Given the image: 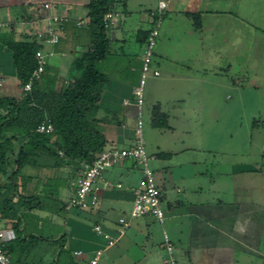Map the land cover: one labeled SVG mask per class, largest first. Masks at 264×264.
Instances as JSON below:
<instances>
[{
  "label": "crops",
  "instance_id": "1",
  "mask_svg": "<svg viewBox=\"0 0 264 264\" xmlns=\"http://www.w3.org/2000/svg\"><path fill=\"white\" fill-rule=\"evenodd\" d=\"M159 1L167 2L160 39L174 41L177 45H188V35L195 38L204 32L214 33L223 27L224 20H239L241 5L255 2L136 0L138 10L135 14L127 11L126 2L115 4L112 13L119 16L107 28L109 54L99 64V71L108 78L97 113L106 138L105 149L129 148L134 143L137 108L133 92L137 87H131L130 73L133 72L128 71L126 51L135 57L142 48L149 33L146 25L151 15V10L146 13L145 2H156L157 9ZM44 3L53 5L56 13L67 18L59 43L43 48L52 53L45 70L47 77L56 79L57 85L61 75L67 79L73 60L86 49L78 34L86 25L78 28L75 23L85 18L87 0H26L23 3L21 0H0V21L29 20ZM0 31L10 35L14 42L25 39L20 29ZM5 42L0 35V79L3 83L6 77H15L12 54ZM155 56L152 62L153 71L158 72L155 77L164 74L166 77H160L161 80L171 82L188 77V59L173 61L160 47ZM111 61H120L114 65L117 79L110 74L108 64ZM178 68L186 72H177ZM164 132L169 133V137L149 151L150 158L156 161L155 170L162 171L155 181L164 213L162 225L150 216H143L129 220V227L122 235L117 233V220L130 210L134 191L141 181L135 179L139 169L134 160H124L105 173L107 180L120 183L122 187L103 194L99 203L89 210L65 208L81 163L46 168L25 166L16 180V194L10 197L13 203L19 198L24 203L18 213L17 231L9 220L0 216V228L11 229L14 235L5 245L11 264H90L97 251L101 252L97 264H164L167 254L163 232L172 245L176 264H264V174L258 173L255 167L232 166L227 183L213 177L207 164L193 160L189 162L188 179V145L185 148L182 143L180 148L174 149V145L167 143L178 132L173 125L168 124ZM182 171L184 173H180ZM8 176L0 175V187L8 183ZM188 181L192 184L188 185ZM206 181L209 185L204 189ZM40 200L44 203L39 204ZM95 226L112 237L115 244L107 246L93 231Z\"/></svg>",
  "mask_w": 264,
  "mask_h": 264
},
{
  "label": "rangeland",
  "instance_id": "2",
  "mask_svg": "<svg viewBox=\"0 0 264 264\" xmlns=\"http://www.w3.org/2000/svg\"><path fill=\"white\" fill-rule=\"evenodd\" d=\"M21 1L23 3L26 0ZM43 1L46 0H35ZM124 1L120 3L126 2L127 11L135 14L138 10L136 0ZM156 2H145L146 13L151 10V15L146 25L149 33L142 48L135 57L125 50L127 57H123L129 64L128 71L133 72L130 73L131 87L136 88L139 86L143 56L152 38L151 33L157 31L153 37L150 71L146 74L143 86L141 108L147 164L154 181L162 171L155 170L156 161L150 158L149 151L163 138L169 137L164 129L152 125L153 112L157 111L165 116L167 125H173L178 131L176 137L166 142L174 145V149L180 148L182 143L185 148L188 145V179L191 174L189 162L193 160L207 164L213 177L227 183L232 166L255 167L258 173L264 174V0L242 4L239 20H224L223 27L214 33L204 32L195 38L188 35V45L160 39L165 15H161L157 26L159 17ZM0 35L6 42L12 40L10 35L2 31ZM127 41L131 42L129 38ZM158 47L165 50L173 61L176 58L188 59L187 78L171 82L168 79L161 80L160 77H166L164 74L159 78L153 75L152 62L156 59ZM115 61L109 62L108 68L117 79L114 65L120 61ZM177 72L186 71L178 68ZM64 81L61 75L57 86ZM22 95L16 77H6L0 88V96L19 99ZM186 131L188 134H183ZM137 168L136 180L142 176L140 166ZM205 183L204 189L209 185V182ZM190 184L192 182L188 181ZM227 194L228 191H225L224 195L228 197Z\"/></svg>",
  "mask_w": 264,
  "mask_h": 264
},
{
  "label": "trees",
  "instance_id": "3",
  "mask_svg": "<svg viewBox=\"0 0 264 264\" xmlns=\"http://www.w3.org/2000/svg\"><path fill=\"white\" fill-rule=\"evenodd\" d=\"M120 1L87 0L88 23L78 32L86 49L73 60L67 79L59 86L54 77H47L45 70L29 94L19 99L0 96V175H9L8 183L0 187V216L9 220L16 231L24 203L21 198L13 203L10 197L16 194V180L22 168L91 163L105 149L106 138L97 118L108 83L99 71L110 45L103 17ZM5 46L12 54L14 74L21 87L35 70V53L42 46L27 40H10ZM43 121L52 125V133L37 132ZM152 121L154 128H167L166 118L159 111L153 112ZM43 203L40 200L39 204Z\"/></svg>",
  "mask_w": 264,
  "mask_h": 264
},
{
  "label": "built area",
  "instance_id": "4",
  "mask_svg": "<svg viewBox=\"0 0 264 264\" xmlns=\"http://www.w3.org/2000/svg\"><path fill=\"white\" fill-rule=\"evenodd\" d=\"M167 8V2L159 1L156 12L158 14V23L160 24L161 15ZM117 13H106L103 17L104 26L107 29L109 25L118 18ZM154 16V14H152ZM66 16L56 13L55 7L49 3L40 5L31 15L29 20L20 22L0 21L1 29H20L25 39L22 41H35L42 46L41 50L35 53L36 68L32 72L28 81L21 86L22 93L29 94L34 82L39 81L45 73L47 60L52 56L51 52H45L44 47L54 46L59 43L60 32L63 24L66 22ZM88 23V18H81L76 21V26L81 28ZM157 35L154 30L151 33L152 38L147 44L145 54L143 56V64L141 68V78L139 86L134 89V105L137 108L134 143L129 148L111 147L102 150L95 156L91 163L82 162L80 164L79 174L72 183L70 197L65 203L67 210H89L94 208L101 200L103 194L112 189H121L120 183L113 184L105 178V173L113 167L119 165L124 160H134L141 168V181L138 188L134 191V199L127 216L120 217L117 220V233L122 235L129 227V220L143 216H150L160 225L163 224L164 213L161 208L160 192L154 181V176L147 164V156L142 134V113L143 106V86L145 85L146 74L150 71V63L152 49L154 45L153 37ZM154 76H158V72H153ZM0 79V88L2 86ZM37 132L42 134H50L53 131L52 125L48 121L41 122L37 127ZM93 231L101 236L107 246L115 244V240L108 234H104L99 226H95ZM14 238L11 229L0 228V264H11L9 255L5 249V245ZM163 244L167 254L164 264H176L173 254L172 245L165 232H163ZM101 252L97 251L90 264H97Z\"/></svg>",
  "mask_w": 264,
  "mask_h": 264
}]
</instances>
